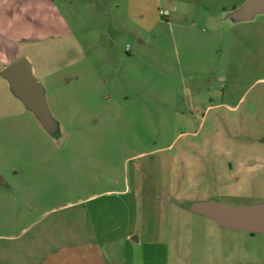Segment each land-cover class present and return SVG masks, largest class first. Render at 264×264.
Returning a JSON list of instances; mask_svg holds the SVG:
<instances>
[{"label":"rangeland","instance_id":"rangeland-1","mask_svg":"<svg viewBox=\"0 0 264 264\" xmlns=\"http://www.w3.org/2000/svg\"><path fill=\"white\" fill-rule=\"evenodd\" d=\"M248 1L48 0V10L32 8L8 56L29 59L56 125L47 131L30 111L0 119V264H72L77 233L79 243L89 240L78 202L91 195L110 201L111 212L129 200L130 217H155L147 201L161 191L144 184V206L122 193L135 170L154 182L163 169L172 178L167 253L147 236L138 261L264 264V233L190 211L208 200L264 204V14L232 15ZM1 82L0 113L18 112Z\"/></svg>","mask_w":264,"mask_h":264},{"label":"crops","instance_id":"crops-1","mask_svg":"<svg viewBox=\"0 0 264 264\" xmlns=\"http://www.w3.org/2000/svg\"><path fill=\"white\" fill-rule=\"evenodd\" d=\"M34 6L40 11H46L52 7V2L49 5L48 0H41L33 5L31 0H0V74L7 65L23 58L20 56L14 59L13 56H8V52L18 50L13 40L16 38V34L21 37L24 34V29L30 26L31 12ZM15 12L19 15H15ZM59 21L63 23V19L59 18ZM20 37L17 38L20 41L26 39V37ZM0 79L3 81L1 83L6 87V90L13 96L8 82L1 75ZM14 97L16 96L14 95ZM20 103L18 104L20 107L18 112L0 113V119L15 117L18 116V113L25 114L26 111H30L21 101ZM167 173L168 170L163 169L162 176L155 178L154 182H148L138 170H135L133 179L130 178L131 180L125 182L126 189L122 195L128 197L134 194L131 200L132 205L138 204L140 206L142 203L144 206V198L138 200L139 192L144 189V184H147L148 187L150 185L151 188L154 187L156 192L161 191L163 193L162 197L155 198L152 202L151 200L147 201L159 210L155 217L150 216L147 220L144 218L137 220L127 215L125 209L129 205V200H125V204H122L121 201L118 204L115 201L113 203L115 209L111 212V203H107L110 201L97 202L103 198L99 195H91L86 199H81L78 205L85 206L86 209V233L89 240L86 244L79 243V238H83L84 235L77 233L78 239H74L77 252L73 256L72 264H142L136 257L137 252L143 246V238L147 236L159 238L157 244L160 243L164 251L166 248L167 253V238L170 232V191L172 187L171 175ZM108 194L109 196L113 195L111 192ZM77 220H80L79 216ZM165 264H167L166 261Z\"/></svg>","mask_w":264,"mask_h":264},{"label":"water","instance_id":"water-1","mask_svg":"<svg viewBox=\"0 0 264 264\" xmlns=\"http://www.w3.org/2000/svg\"><path fill=\"white\" fill-rule=\"evenodd\" d=\"M257 14H264V0H249L234 9L238 21H249ZM1 77L8 82L13 94L30 110L48 130H55L56 122L50 117L45 89L34 75L32 64L23 57L7 65ZM190 211L213 220L219 227L250 234L264 233V204L251 207H231L215 200L195 202Z\"/></svg>","mask_w":264,"mask_h":264}]
</instances>
